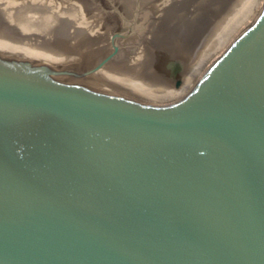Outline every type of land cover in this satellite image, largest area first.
Returning a JSON list of instances; mask_svg holds the SVG:
<instances>
[{
	"label": "water",
	"instance_id": "obj_1",
	"mask_svg": "<svg viewBox=\"0 0 264 264\" xmlns=\"http://www.w3.org/2000/svg\"><path fill=\"white\" fill-rule=\"evenodd\" d=\"M74 71L0 56V264H264V8L171 108Z\"/></svg>",
	"mask_w": 264,
	"mask_h": 264
},
{
	"label": "bare ground",
	"instance_id": "obj_2",
	"mask_svg": "<svg viewBox=\"0 0 264 264\" xmlns=\"http://www.w3.org/2000/svg\"><path fill=\"white\" fill-rule=\"evenodd\" d=\"M180 1L181 0H162L159 5L155 6L156 11H158L154 14L157 23L149 33L147 32L144 34L141 30L136 46V50H139H137L135 56H132V59L130 58L131 62L126 65V67L128 66L129 68L121 67V70L113 72L117 70L118 67H112V71L108 69L100 71L98 75L99 80L105 85L112 87L113 90L108 88V90L101 89L103 86L99 85L97 82L100 88L97 86L95 87L111 94L119 96L126 95L132 97L131 99L146 104L150 103L149 105H155V107L157 106L158 108L174 107L187 98L205 75L209 73L212 66L257 21L259 17L258 10L264 8V0H231L230 2L219 1L218 3L214 0H208L209 3L206 4V2L201 9H199L200 4H198L200 1L182 0L181 3L183 4H178L179 6H177V9L180 10L183 6L185 14H190L187 16L190 18L189 28H199V32L197 37L193 31L187 34L186 38L188 39L196 37L193 41H196V43H193L194 45L191 48L185 47L188 52L186 51L187 53L185 56L179 55L177 58L189 67L192 79L190 84L185 88L190 80L189 75L187 84L182 88L185 83L183 82L182 86L178 88L176 92L170 90L171 86L167 82L168 79L165 72L168 71L167 67L157 64L160 61V55L152 56L149 51L151 50V46L154 47L153 41L156 42L154 30L158 28V24L166 23L168 26L167 31H169L170 25L175 21L174 18L177 17L175 15V11L177 10L174 11L170 19L167 18L165 12L168 11V8L172 10L171 8H173L174 4ZM58 2L56 0H19V2L16 0H0V19L2 20L0 21V56L14 61H27L31 64L46 65L53 70L76 69L64 65H72L75 61H73L72 56L65 54L64 46L61 48L57 44H53L52 36L49 37L45 35L41 37L38 36V34L37 36H31L27 34L23 35V32H19L20 35L24 37L27 36L24 39L20 37L22 41L18 40L19 37L16 38V36L19 35L17 31L22 30L23 25L26 26L29 24L30 18H32L31 16L34 15L32 12L37 11L36 13L41 15V12H45L43 9L54 12L60 11L56 14L57 18L64 20L65 18H71L73 16L65 11L74 12L73 9L77 7L79 9V14L77 16L79 26H77V29L85 24V15L83 12H80L83 8L61 0L63 4L67 3L62 6ZM24 8L26 10H23ZM21 13H23V15H21L23 19L26 20L19 21ZM195 13H202L197 16V19L200 20L199 27L192 24V14L195 15ZM203 23V29L200 30L201 24L203 25ZM217 25L219 27L218 32L213 35L214 28ZM2 31L8 33L7 38L1 35ZM176 31V25L173 23V33L171 30L168 32L172 35L170 38L177 33ZM184 31L185 30H183V34H185ZM23 40H26V42ZM146 44H149V46ZM88 78H86L85 81L89 82ZM92 78L93 76H91V79ZM93 80L96 81L94 78ZM89 84L93 85L90 82Z\"/></svg>",
	"mask_w": 264,
	"mask_h": 264
},
{
	"label": "rangeland",
	"instance_id": "obj_3",
	"mask_svg": "<svg viewBox=\"0 0 264 264\" xmlns=\"http://www.w3.org/2000/svg\"><path fill=\"white\" fill-rule=\"evenodd\" d=\"M16 1L19 2V0H16ZM56 1L57 2L60 1L58 3H60L62 6L67 4V3L63 4L61 2V0H56ZM62 1H64V2L66 1V2L75 4V5L83 8V11H80V12H83V14L85 15V20H86V18H88V15L91 13L98 12L99 14H103L102 8L96 4V2L98 0H62ZM181 1L176 2L177 4L176 3L174 4V6H173V8L175 7L174 9L171 8L172 10H170L168 8V11L165 12L167 15V18L170 19L171 16H173L174 11L177 10V11H175L176 12L175 15L177 17L174 18L175 21H173V23L176 25V29H177V31H176L177 33L175 35H173V37H172L174 41L172 40V38H170L172 35L168 33L170 30L173 33V23L170 25L169 31H167L168 26L166 25V23L158 24V28H156L154 30L156 42L153 41L154 47L151 46L150 47L151 50L149 51V53L152 56H154V55L159 56L160 55V58H159L160 61L157 64L164 66V67H167L168 71H165L166 75H168V73L173 70L172 65H174L175 63L180 61L179 59H177L179 57V55L185 56V54L188 52L185 49V47L191 48L196 43V41L195 42H193V41L197 37L198 32H199V28H196V29H190L189 28L190 18H188L187 16L190 14H185L183 6L180 10L177 9V6H179L180 4H183V3H181ZM214 1H216V3H218L219 1H229L230 2L231 0H214ZM116 2L122 4L123 10L125 11L126 14H128L126 16V18H128V19L133 18L132 16H130L133 13H140V16L142 18L138 24L139 32H138V35H137V33L135 34V36L138 39H139V33L141 32V30L144 32V34L147 32L149 33L152 30V28L156 25L157 22L154 18V14H155V12H158V11H156L155 6L159 5V3L162 2V0H141V1H138V0H116ZM197 2H199L198 4H200L199 9H201V7L204 6V4L206 2H207L206 4L209 3L208 0H197ZM67 6H69V5H67ZM262 9L263 8L258 10L259 15H260ZM23 10H26V9L24 8ZM43 11H45V12H41V15L36 13L37 11L32 12V13H34V15L31 16L32 18H30L29 24L27 26L28 27L27 30L24 28L25 30H19L17 32H18V34H19V32H23V35L27 34V35H31V36H37V34H38V36H41V37L45 36V35L49 36V37L52 36L53 44H57L61 48L64 46V51L66 52L65 54L72 56L73 61H75V62H73L72 65H69V64H64V65L71 66L73 68H77L79 66V63L81 60L85 61V59H88V56L87 57L85 56L86 53L94 51V49L100 45L99 43L104 42V40H106V41L108 40L107 43L109 44L111 35L113 33H107L104 35V37H102L101 35L98 36L99 35L98 30L100 31L101 34L103 33V30L101 28V26H102L101 25V23H102L101 18H99V22H98L99 27H97V24H95L96 23L95 22V23H92L93 24L92 27L89 26L87 28L88 33H89L88 37H90L91 39L93 38L92 40H88L87 38L84 39V37H83V36H85V34L87 32L86 33L82 32L84 27L87 26L86 22L84 24V27H79L81 32L76 33V31L74 32V29H73L75 27L71 23L69 24V22L68 23L64 22L63 24H61L62 26H60L59 25L60 23L57 21V19L50 17L51 15L53 17L57 16L56 14H58L60 11L54 12V11L47 10V9H43ZM65 12L66 13L68 12V14H70L72 16V12H69V11H65ZM112 12H114V13L120 12V9L117 7L116 4L114 5V11H112ZM199 14L200 13H195V15L192 14L193 17L191 18V19H193V22L191 21L192 24L194 26L197 25L198 27H199L200 20L197 19V16ZM21 15H23V13L20 14V20L23 19V16H21ZM38 16H39V18H38ZM178 16H180V17H178ZM72 18H73V16L71 18H67V19L71 20ZM116 18L119 19L118 16H116V17L108 16L106 19H108V21L111 23H115V25H117V26H121L123 22L121 20H117ZM0 21H2V20L0 19ZM65 25H67V26H65ZM203 26H204V23H203V25L201 24L200 30L203 29ZM67 29H69V30H67ZM71 29H73V30H71ZM218 29H219V27L217 25L214 28L213 35H215L218 32ZM183 30H185L184 31L185 34H183ZM190 31H193L195 33L196 37H193L192 39L186 38L187 34ZM1 35L5 36L6 38L8 37V33L4 32V31H2ZM19 35H17L16 38L19 37L18 40H20V41H22L21 39H24L27 36L26 35L24 37L23 35H20V36ZM68 36H70L69 40L67 39ZM20 37H21V39H20ZM54 37H55V39H54ZM137 38H135V39H137ZM23 41L26 42V40H23ZM92 41H93V44H92ZM90 45H91V48L89 47ZM146 45L149 46V44H146ZM94 46H96V47H94ZM136 46H137V43H136ZM137 50H139V49H137ZM95 54L97 55L98 52ZM83 56H85L84 59L82 58ZM120 61L121 60H119V62L112 61L109 64H107L100 71H103L104 69H108L109 71H112L113 70L112 67H114V68L118 67V69L114 70L113 72L121 70V67L129 68L128 66L126 67V65H128L129 62H120ZM170 66H172L171 70L168 69V67H170ZM100 71H98L96 74H94V79L96 80V82L103 87H106L108 89L113 90L112 87L105 85L103 82H101L99 80L98 75H99ZM153 106H155V105H153Z\"/></svg>",
	"mask_w": 264,
	"mask_h": 264
},
{
	"label": "flooded vegetation",
	"instance_id": "obj_4",
	"mask_svg": "<svg viewBox=\"0 0 264 264\" xmlns=\"http://www.w3.org/2000/svg\"><path fill=\"white\" fill-rule=\"evenodd\" d=\"M138 1H141V0H138ZM96 4L102 8L103 14H99L98 12H94V13L89 14L88 18H86V20H85L87 26L86 27H84V25L82 26V27H84V29L82 28L83 29L82 32L88 33L87 28L89 26L92 27V25H93L92 23H95V22H96L95 24H97V27H99L98 22H99V18H101L102 19L101 28L103 30V33L101 34L100 31L98 30V33H99L98 36L101 35L102 37H104V35L107 33H113V34L111 35L109 44L107 43L108 40L107 41L104 40V42L99 43L100 45L97 46V48H95L94 51L86 53L85 56L86 57L88 56V59H85V61L81 60L79 63L80 67L78 66L75 69L76 71H74V72H76V74L78 73L81 76L74 78V79L85 81L86 78L89 77L88 78L89 82L92 83L94 86L99 87L98 84L96 83V81L93 80V78H94V74H96L98 71L102 70L103 68H101L100 70L95 71L93 73H90L88 75H83V74L87 73L92 68L96 67V65H98L106 56H108L109 54H111L112 52L115 51V47L113 46V43L118 47V51L116 52V54L112 57V59L107 64H109L112 61L119 62V60H121L120 62H129L130 63L132 56H135L134 54H136V51H137L136 50L137 47L135 44L137 43L138 38L135 36V34L137 33V35H138V32H139L138 24H139V21H141L142 17L140 16V13H133L132 15H130L133 17L132 19L126 18V16L128 14H126L125 11L123 10L122 4L117 3L116 0H98L96 2ZM115 4L120 9L119 13L112 12V11H114V5ZM73 10H74V12H72L73 18L71 20H68L67 18L62 20L60 18H57V16L53 17L52 15L50 17L57 19V21L60 23L59 24L60 26H62L61 24H63L64 22H67V23L69 22V24L71 23L75 27V28H73L74 32L76 31V33H78V32H81L79 28L77 29V26H79L78 17H77L79 14V9L76 7ZM82 11H83V9H82ZM108 16H114V17L118 16L119 19H117V18L116 19L121 20L123 22L122 25L117 26V25H115V23L109 22L108 19H106ZM24 20H26V19L20 20V18H19V21H24ZM67 25H65V26H67ZM27 26H28V24L26 26L23 25L22 30H25V29L27 30V28H28ZM130 28H134V31L130 34H127V32L130 31ZM73 29H71V30H73ZM67 30H69V29H67ZM4 32H6V31H4ZM117 33H120L122 35L114 38L115 34H117ZM86 34H85V36H83L84 39H86V38L88 40L93 39V38L91 39L90 37H88L89 33L87 35ZM69 38H70V36L67 37L68 40H69ZM135 38H137V39H135ZM92 44H93V41H92ZM91 45L89 46L90 48H91ZM94 47H96V46H94ZM97 52H98V54L96 55L95 53H97ZM85 56H83L82 58L84 59ZM172 66L168 67L169 70H171V67L173 68V70L168 73L167 82L171 86L170 90L177 92L178 91L177 89L182 86L183 82H185V83L182 86V88L187 84L188 79H189V75H190V80H189L188 84L185 86V88L190 84V81L192 79V75H191V72H189V67L186 66L184 62L179 61ZM91 76H93L92 79H91ZM86 82H88V81H86ZM101 89L108 90L105 87H101ZM123 96H126V95H123ZM126 97H129V96H126ZM129 98H132V97H129Z\"/></svg>",
	"mask_w": 264,
	"mask_h": 264
}]
</instances>
